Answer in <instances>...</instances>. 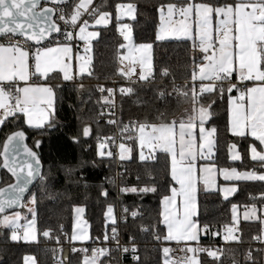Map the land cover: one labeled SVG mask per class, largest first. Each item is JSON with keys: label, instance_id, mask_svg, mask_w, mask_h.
<instances>
[{"label": "snow or ice", "instance_id": "snow-or-ice-1", "mask_svg": "<svg viewBox=\"0 0 264 264\" xmlns=\"http://www.w3.org/2000/svg\"><path fill=\"white\" fill-rule=\"evenodd\" d=\"M45 5L50 6L46 7ZM102 7V4L96 5L94 0H0V136H3L5 141L3 152L0 155L3 156L2 167L15 177L14 184L0 189V227L14 230L11 235L13 241L35 239L36 194H31L29 200V203L33 205L28 208L31 219L22 217L19 211L13 212L12 215L6 214L7 211L25 207L23 200L25 193L29 190V185L34 181L46 184L48 179L43 173L38 151H33V148L28 147L25 143L27 139L25 128L43 131L54 125L53 118L58 102L57 91L60 87L37 83L32 77L35 76L37 80L43 77L47 80L50 72L59 69L63 73L65 81L73 80V76L69 74V64L65 61L72 59L70 53L73 52L77 40L86 43L85 53L91 51V41L99 36V32L87 29L95 25H107L111 15L106 11H101ZM116 7L121 16L124 15L126 8L127 14L135 19V16L132 15L135 11L134 5L119 4ZM249 8L251 11H246ZM158 11L162 24L156 36L157 41H163L170 34L177 33L195 41L198 34L199 42L194 46L199 47L202 61L199 63L197 72L196 60L193 58L192 81L195 82L199 79L201 86L199 89L195 84L191 87L188 85L178 87L174 80L171 91L164 84L158 86L154 90L158 99L167 101L173 95L180 96L190 99L193 109L186 121L173 120L159 125L137 122L140 146L142 148L145 144V128L151 127V134L147 140L152 147H158L162 152L170 154V176L179 185V188L171 187L169 189L171 195L163 196V223L167 228V235L163 239L178 243L198 241L201 231L206 234H219L218 231L213 232L210 224L198 223L196 218L199 215V194L211 192L215 187L217 192L223 193L224 199H228L230 195L238 191L236 186L221 188L217 185V175L222 176L224 181L264 182V0H215L214 3L212 0H200L199 3L193 2V0H183L182 3L160 5ZM174 14L184 18L178 22L176 28L172 27L171 18ZM215 17L223 18L220 19L216 29L219 33L217 37L213 36L212 28ZM189 18L192 20L191 24L188 23ZM90 19L94 21V24L89 23ZM23 21H27V23ZM231 24L238 25V35H231ZM53 34H58L62 39L57 40ZM120 34L125 41H131L132 33L128 24L120 26ZM17 37H26V39L21 43ZM217 39L218 52L210 54ZM233 40L238 41V44L233 45ZM53 43L57 46H51ZM29 44L31 46L26 49L25 45ZM152 47L151 43H142L138 46L131 42L121 43L119 48L126 49L127 55L118 56V59L121 63L124 60L129 62L126 65V71L125 69L120 70L121 74L131 78L135 67L140 65L142 70L138 75V81L153 84L155 76L149 58L143 54L136 55L137 52L147 53ZM234 47L238 48V52L233 51ZM30 59L34 63L32 71H30L32 67L29 63ZM78 59L81 61L79 71L83 74L86 65H89L91 60L86 56H80ZM234 73L237 76H234ZM168 76L167 69L161 70L162 80ZM204 81H209V83L205 84ZM246 81H259L260 86L249 87L245 83ZM132 83H137V81H132ZM79 87L83 88V85L81 84ZM99 90L105 91L103 87H100ZM119 91L122 95L134 94L133 87L120 88ZM233 91L238 95L232 100L231 132L244 143V152L249 153L250 159L259 164V170L238 171L234 167L217 169L214 165L205 166L199 170L194 162L198 156L208 159L214 154L213 147L216 141L213 137L217 132L215 127H205L212 117L211 108L216 101L212 99L205 105L203 94L222 99L226 94L231 96ZM107 92L111 96L115 89H107ZM13 95H15L14 102ZM105 103L112 104L114 101L105 99ZM108 122L115 123L111 119ZM177 124L179 126L178 140L176 139ZM9 126L11 131H7ZM197 128L202 141L199 144L197 143V133L194 131ZM91 135V127L86 126L81 130L80 135L73 136L71 139L74 143L79 144L81 137L87 138ZM186 136L188 139H185ZM248 136L254 138L253 141H249ZM42 143V141L36 140L33 147L39 149ZM106 147V141L99 142L101 157L113 155L111 151H104ZM119 148L120 159H130L131 149L126 148L124 144H120ZM229 151L233 161L243 162L241 153L237 151V144H232ZM21 153L22 158H20ZM140 159H146L143 152L140 153ZM75 170V168L66 167L68 174ZM198 171L203 172L202 177L198 175ZM108 182L115 184V179ZM120 192L147 195L157 193L158 188L152 185L139 188L123 187L120 188ZM102 194L105 197L108 196L106 190H102ZM178 197L182 198V208L176 203ZM260 199L264 202V194ZM236 209L237 205H233V219H235ZM75 211L79 215L84 209L77 207ZM107 211L109 219L115 223L112 216L113 208L109 206ZM124 211L127 212L128 209L125 208ZM257 211L258 209L253 205L244 212V219L255 218L264 224V218L258 217ZM131 215L136 217L138 213L132 212ZM21 219L27 221L26 226L20 224ZM21 227H26L22 237L16 231ZM225 231L228 233L224 236L225 241L238 240V237L232 235L231 227L225 226ZM115 232L116 230L113 228L112 239L116 240V251L127 253L129 248L120 247ZM42 234L44 237L51 236L50 231H44ZM88 239L87 233L83 231L70 238L72 241ZM108 239V235L105 234L104 240ZM156 239H160L159 234ZM254 239L264 243V235H258ZM56 240L59 243V237H56ZM182 250L192 253L207 252L214 261H220L218 254L222 251L218 248L213 251L191 247ZM71 251L83 254L82 264H104L101 258L108 257L111 253V250L107 248L92 249L90 254L86 247L73 248ZM131 251L133 260L138 262L139 257L135 255L136 248L132 247ZM169 251L170 249L167 247L163 249L166 257L165 264H168L167 254ZM257 251L262 250L258 249ZM245 259L256 264L251 250ZM58 264H64V262L61 260ZM186 264H200V261L193 256L186 258Z\"/></svg>", "mask_w": 264, "mask_h": 264}, {"label": "trees", "instance_id": "trees-1", "mask_svg": "<svg viewBox=\"0 0 264 264\" xmlns=\"http://www.w3.org/2000/svg\"><path fill=\"white\" fill-rule=\"evenodd\" d=\"M182 2L183 0H94L96 5H103L101 11L111 14L112 21L108 25L96 27L99 36L92 43L90 72L74 77L71 81H65L57 74L48 76L45 82L60 86L57 91L55 123L43 131L25 128L27 142L31 147L36 140L43 142L39 149L33 148L38 151L44 166L43 173L48 178L46 184L37 181L26 198L27 200L33 193L37 197L35 207L38 240L34 243L13 241L9 238L10 229H3L4 234H0V264H25L26 258L30 256L35 258L37 264H54L57 256L66 249H70V256L68 263L63 260L64 264H82L83 254L71 251L72 246L80 249L79 245L70 242L73 213L77 205L84 206L85 218L90 225L91 241L86 245L97 243L111 250L110 256L101 258L104 264H164L163 249L166 243L163 237L166 229L161 216V201L163 196L170 194L169 189L175 187L170 176V156L157 151L149 153L145 160L140 159L137 122L153 125L173 120L186 121L192 112L193 103L190 99L173 95L163 101L156 97L154 91L161 84L171 91L173 80L178 87H191L195 84L199 89L201 86L200 81H192L193 58L196 60L197 70L202 61L198 46H194L198 45V41L189 38L156 40L160 21L159 6ZM193 2L199 3L200 0ZM120 3L135 6V19L128 20L134 41L137 44L153 45L152 72L155 81L151 85L144 81L130 80L121 74L118 56L124 52V49L119 48L124 39L116 17V6ZM56 39L60 40L62 37L58 36ZM77 46L76 41L75 47ZM163 69L168 70L169 76L162 80L160 72ZM233 75L237 76L236 73ZM81 84L83 88L79 87ZM100 87L105 91L101 92ZM127 87H133L134 94L120 93V88ZM107 89H115L112 104L105 103V99L110 100ZM235 93L233 91L231 96ZM203 95L205 105L212 99L216 101L211 108L212 117L205 124L217 129L214 154L208 161L220 168L259 170V164L250 159L249 153L244 152V143L229 130L228 103L231 96L226 94L220 99ZM110 106L113 107L111 113H105V109ZM110 119L115 123H109ZM86 126L91 127L92 135L81 137L79 144L74 143L71 137L80 135ZM11 130L9 126L7 131ZM248 140L253 141V138L248 136ZM100 141H106V152L112 153L117 151L119 143H126L131 149L130 159L121 160L116 155L101 157L98 153ZM4 142L3 136H0V153ZM232 144H237L243 162L231 160L229 148ZM66 167L76 170L68 174ZM113 178L115 184L109 183ZM12 182V177L2 168L0 155V187ZM149 185L157 187L158 192L147 195L120 192L123 187L139 188ZM235 185L238 191L228 199H224L222 193L216 190L199 194L198 223H208L213 232H219L218 235L207 233L201 238L200 245L209 250L221 249L218 255L222 264H252L245 259L249 250L256 264H264V245L254 239L262 233L260 220H240L238 240H224L225 226L235 224L233 205H237L239 210L253 205L258 208L264 206L260 199L264 194V182L243 181L236 182ZM102 190L108 192L107 197L102 194ZM109 206L114 209L115 223H107L106 211ZM125 208L128 209L127 212L124 211ZM132 212H137L138 215L133 217ZM113 228L116 230V237L129 248L127 253L114 250ZM44 231H50L51 236L44 237ZM105 234L109 237L107 241L104 240ZM157 234L160 236L159 240L156 239ZM56 237H59V243ZM134 246L138 262L130 258ZM258 249L262 251H257ZM220 261H214L207 252L201 255V264H220Z\"/></svg>", "mask_w": 264, "mask_h": 264}, {"label": "crops", "instance_id": "crops-1", "mask_svg": "<svg viewBox=\"0 0 264 264\" xmlns=\"http://www.w3.org/2000/svg\"><path fill=\"white\" fill-rule=\"evenodd\" d=\"M246 11H251V9L249 8V9H246ZM90 23V22H89ZM99 26H102V25H99ZM237 28H238V25H236L235 24V31L237 32ZM88 31H97V32H99L96 28H93V27H89L88 29H87ZM237 34H238V32H237ZM236 34V35H237ZM169 38H166V39H177L176 37H173V36H168ZM98 38V37H97ZM97 38H95V39H93L92 41H91V44H90V46L92 47V43L97 39ZM180 39H182V38H180ZM197 41V40H196ZM199 42V41H198ZM238 42V41H237ZM77 43H78V46L77 47H80L79 49L77 48V47H73V52L72 53H70V56H72V59H69V60H66L65 62L66 63H68L69 64V74L70 75H72L73 76V78L74 77H77V76H79V73H78V67H79V65H78V54L79 53H83L84 52V49H85V47L87 46L86 45V43L84 42V41H79V40H77ZM51 46H53V47H56L57 45L54 43V44H52ZM126 50H124V52H123V54L121 55V56H125L126 54ZM91 60V59H90ZM124 63H125V61H123ZM29 63H30V65L32 66L31 68H30V71H32L33 69H34V63H33V61L30 59V61H29ZM126 63H125V65H123V63H121V61H120V63H119V68H120V70L121 69H125V71L127 70V68H126ZM138 67H139V65L137 66V67H135V71H134V73H133V75L131 76V78H129L130 80H138V75H139V73L141 72L140 71V67H139V69H138ZM53 74H57V75H59V77L61 78V79H63V73L62 72H60L59 71V69H56V70H54L53 72H50L49 73V76L50 75H53ZM237 75V74H236ZM34 78H35V81L37 82V83H40V84H48V85H51V83H49V82H45V78H43V77H40L38 80H37V78L35 77V76H33ZM127 77V76H126ZM238 78V77H237ZM64 80V79H63ZM199 81V80H198ZM248 82H252L251 84H248V86L249 87H254V86H260V82L259 81H246L245 83H248ZM22 83V82H21ZM205 83V82H204ZM238 95V93H235L234 95H232L230 98H229V103H228V109H229V130H230V132H231V115H232V100L233 99H235V97ZM197 123H198V121H197ZM155 125H159V124H155ZM205 127L206 128H209L208 126H206L205 125ZM196 133H197V143L199 144V143H202V141L200 140V138H199V135H198V128L196 129V130H194ZM232 133V132H231ZM151 134V127H146L145 128V137H146V140H145V144H144V146L141 148V146H140V140H139V137H140V132H139V130H138V132H137V139H138V145H139V148H140V150H141V152H143V155L147 158V156H148V154L149 153H155V152H157V151H161V150H159V148L158 147H152V145L148 142V140H147V137L149 136ZM179 126H178V124H177V128H176V139L178 140L179 139ZM233 134V133H232ZM249 137H251V136H249ZM252 138V137H251ZM185 139H188V137L186 136L185 137ZM213 139L215 140V137H213ZM254 139V138H253ZM237 151H239L240 152V150H239V148H238V146H237ZM140 152V153H141ZM118 153H119V149H118ZM213 153H214V147H213ZM241 153V152H240ZM130 154V153H129ZM118 156L120 157V153L118 154ZM169 156H170V154H169ZM213 156V155H212ZM212 156L211 157H209L208 159H204V158H202V157H200V156H198L197 157V159H196V161L194 162L195 164H196V166H197V168L199 169V170H202L203 169V167H205V166H215V168H217V169H220V167L219 166H217L216 164H213V163H211V162H209L208 160L209 159H211L212 158ZM179 158V157H178ZM230 158H231V153H230ZM232 160V159H231ZM170 163H171V157H170ZM186 163V162H185ZM222 168H226V167H222ZM229 169H231V168H229ZM238 171H251V170H239V169H237ZM198 175L199 176H203V172L202 171H198ZM216 180H217V185H219L221 188L222 187H225V186H228V187H231V186H236L235 185V183L236 182H233V181H224L223 180V177L222 176H220V175H217L216 176ZM220 181H222V182H220ZM239 182H243V181H239ZM174 183H175V181H174ZM201 183H202V181H201ZM175 187L176 188H179V185L178 184H176L175 183ZM213 190H215V187H214V189ZM222 193V192H221ZM169 195H171V193L169 194ZM222 195H223V193H222ZM231 196V195H230ZM229 196V197H230ZM162 201H163V199H162ZM161 201V216H162V220H163V213H164V205H163V202ZM176 203H177V205L178 206H180L181 208H182V198H180V197H178L177 198V201H176ZM252 206H250V207H246L245 209H236V215L239 217L238 218V222L236 223V226H235V229L233 230V232H232V235L233 236H236V237H238L239 238V235H237L236 234V231L238 230L237 228H238V224H239V222H240V220H245L244 219V212L246 211V210H248V209H250ZM257 209H258V211H257V216L258 217H262V218H264V206L262 207V208H258V207H256ZM197 219V218H196ZM255 220H259V219H255V218H250V219H248V220H245V221H255ZM164 224V223H163ZM22 226H25V225H22ZM164 226H165V229H166V235H167V228H166V225L164 224ZM262 227H263V229H262V233H261V235H264V224H262ZM3 229H6V228H3V227H1V230H3ZM20 230H21V228H20ZM26 230V229H25ZM207 234L206 233H204L203 231H201V233H200V236H199V239H198V241H186V242H188L190 245H191V247H195V245H200V242H201V238L202 237H204V236H206ZM225 235H228V233L225 231ZM224 235V236H225ZM225 240V239H224ZM165 241V240H164ZM230 241H235V240H231V239H229L228 241H226V242H230ZM165 243H166V247L167 248H169L170 250H171V247L173 246V244L174 243H176V241H165ZM261 243V242H260ZM261 244H263L264 245V243H261ZM214 251V250H213ZM91 253V252H90ZM89 253V254H90ZM169 253H170V251H169ZM193 256H195V258H197L199 261H200V264H201V256H198V255H196V253H192V256L191 257H193ZM29 259H26V262H25V264H37V262H36V260H35V258L33 257V256H30V257H28ZM175 262V261H174ZM175 264H178V263H175ZM209 264H217V263H209Z\"/></svg>", "mask_w": 264, "mask_h": 264}, {"label": "rangeland", "instance_id": "rangeland-1", "mask_svg": "<svg viewBox=\"0 0 264 264\" xmlns=\"http://www.w3.org/2000/svg\"><path fill=\"white\" fill-rule=\"evenodd\" d=\"M120 4H125V5H128V4H131V3H120ZM119 5V4H118ZM133 5V4H132ZM135 7V6H134ZM116 17L118 18V20H119V23H118V27H119V31H120V26L122 25V24H128L129 25V28L131 29V33H132V38H131V41H125L124 40V44H128V43H132V44H134V45H136V46H138V45H140V44H142V43H136L135 41H134V38H133V31H132V28H131V26H130V24H129V22H128V20H132V16H130V15H128L127 14V9L125 8L124 9V15L123 16H121V13H120V11L118 10V9H116ZM132 15H134V16H136V10L132 13ZM165 15H166V11H165ZM182 19H184L183 17H181V16H179L178 14H174L173 15V17L171 18V20H172V27L173 28H176L177 26H178V22L180 21V20H182ZM220 19H223L222 17H215L214 19H213V23H212V28H213V36L214 37H217L218 35H219V33L216 31V29L218 28V26H219V21H220ZM108 20H109V22H108V24L112 21V16L110 15V17L108 18ZM89 22H90V24H94V21L93 20H89ZM188 23L189 24H191L192 23V20H191V18H189V20H188ZM107 24V25H108ZM161 24H162V22H161V20L159 21V28H158V31H157V34L159 33V30H160V27H161ZM99 25H95L93 28H96V27H98ZM102 26H105V25H102ZM230 27L232 28V33H231V35H233V36H235L236 34H237V32L235 31V24H231L230 25ZM238 35V34H237ZM169 36H173V37H176L177 39H180V38H186V37H183L182 35H180V34H170ZM167 38H169V37H167ZM189 39H192V38H189ZM193 40V39H192ZM195 40H197V41H199V37H198V34L196 35V39ZM215 47L213 48V49H211L210 50V54H212V53H215V52H218V39L217 40H215ZM232 43H233V45H236V44H238V42L236 41V40H233L232 41ZM91 47V46H90ZM91 49H92V47H91ZM198 49H199V47H198ZM124 50H126V49H124ZM199 51H200V49H199ZM233 51L234 52H238V48H233ZM92 51H90V52H88V53H85V51L83 52V53H79L78 54V58L80 57V56H86V57H88V58H90L91 59V56H92ZM126 55H127V50H126V53H125ZM147 55V57L149 58V60H150V63H151V65H152V69H153V67H154V65H153V57H152V49L151 50H149L147 53H140V52H137L136 53V55L137 56H140V55ZM125 61V63L126 64H128L129 62L127 61V60H124ZM80 63H81V61L78 59V65H79V67H80ZM125 63L123 62V65H125ZM204 63H207L206 61H204ZM91 64V63H90ZM90 64L89 65H86V68H85V72L83 73V74H88L89 72H90ZM138 66V65H137ZM136 66V67H137ZM79 67H78V73H79V76H81V75H83V74H81L80 73V71H79ZM139 67L141 68V66L139 65ZM139 67H138V69H139ZM142 70V68L140 69V71ZM197 72H198V70H197ZM197 80H199V79H197ZM205 82V84H207V83H209V81H204ZM104 99H105V97H104ZM55 117V116H54ZM54 119V118H53ZM120 144H124L125 145V147L126 148H129L130 149V147L126 144V143H119V145ZM118 149H119V153H120V148L118 147ZM104 151L106 152V148L104 149ZM100 152V149H99V147H98V153ZM129 155H131V152H130V154ZM106 156V155H105ZM119 157V156H118ZM120 158V157H119ZM29 200H30V197L24 202V205H25V207H22V209H20V210H15V211H19L20 213H21V216L22 217H27L28 219H31V214L28 212V208L29 207H33V205L32 204H30L29 203ZM77 207H81V208H83L84 209V211L82 212V213H80L79 215L76 213V211H75V209L77 208ZM113 208V207H112ZM108 210V209H107ZM15 211H11V212H9V213H6V214H8V215H12L13 214V212H15ZM112 216L114 217V220H116V217H115V213H114V209H113V213H112ZM238 216L236 215V213H235V219H234V221H235V224H233V226H231V228L234 230L235 229V226H236V223L238 222ZM106 219H107V223H113V220L112 219H109V216H108V211H106ZM26 223H27V221L25 220V219H21L20 220V224L21 225H25L26 226ZM7 229H10V231H9V238L11 239V235H12V232L14 231L13 229H11V228H7ZM17 231V234L19 235V236H23V233H24V231L25 230H16ZM81 231H83V232H86L87 233V235H88V237H89V239L88 240H86V241H72V240H70V242L71 243H73V244H77V245H79L78 247H80V248H85V246H86V244L87 243H89L90 241H91V236H90V225H89V223H88V221L86 220V218H85V208H84V206H82V205H77V206H75V208H74V213H73V227H72V233H71V236H70V238L74 235V234H79ZM236 234L237 235H240V232L238 233V230L236 231ZM225 235V234H224ZM12 240V239H11ZM37 240H38V231H37V227H36V229H35V239H29L28 241H25L24 239H19V240H16L17 242H25V243H34V242H37ZM164 256H165V254H164ZM165 260H166V257L164 258V264H165ZM167 260H168V264H175L176 262H174V260L172 259V257H171V255H170V253H168L167 254ZM117 264V263H116Z\"/></svg>", "mask_w": 264, "mask_h": 264}, {"label": "built area", "instance_id": "built-area-1", "mask_svg": "<svg viewBox=\"0 0 264 264\" xmlns=\"http://www.w3.org/2000/svg\"><path fill=\"white\" fill-rule=\"evenodd\" d=\"M58 36L59 35H57L56 37H58ZM17 39L21 43H23L26 38L25 37H17ZM29 46H31V45L30 44L25 45V48L27 49ZM32 79L35 80L34 77H32ZM150 79H152L151 76H150ZM109 98H110V100L114 101V99H115L114 94H112L111 96L109 95ZM14 100H15V95H13V102H14ZM112 109H113L112 106L107 107L105 109V113H111ZM126 131H129V129H127ZM118 154L119 153H118V149H117V151L115 153H113L112 156H114V155L118 156ZM25 229H26V227H21V231L25 230ZM237 229H238V233H239L240 230H239V228H237ZM112 231H113V229H112ZM118 241H119V245L121 248L125 247L124 244L119 239H118ZM72 247L76 248L75 246H72ZM85 247L88 248L90 252L92 249L103 248L101 245H98L97 243L93 244L92 246L86 245ZM113 247H114V250L116 251V248H117L116 240L114 241ZM134 247H136V246H134ZM189 247H191V245L186 241L174 243L173 246L171 247V250H170V255H171L172 259L178 264H186V258H190L192 256V252H188V251L182 250V249H186ZM191 248H193V247H191ZM194 248H203V247L201 245L197 244V245H195ZM118 252L120 253L121 251H118ZM204 253L205 252H197L196 255L201 256ZM130 258L133 260V253H131ZM61 260L63 261L62 254L60 253L59 256H57L56 260L54 261V264H58V262Z\"/></svg>", "mask_w": 264, "mask_h": 264}, {"label": "water", "instance_id": "water-1", "mask_svg": "<svg viewBox=\"0 0 264 264\" xmlns=\"http://www.w3.org/2000/svg\"><path fill=\"white\" fill-rule=\"evenodd\" d=\"M45 6L47 7V6H50V5H45ZM22 19H23V18H22ZM54 19H55V17H54ZM23 22H24V23H27V21H23ZM53 35L57 36L58 34H53ZM25 38H26V37H25ZM25 143L28 145V147L33 148V147H31V146L28 144L27 139H26ZM33 151H36V150L33 148ZM2 152H3V150H2ZM39 156H40V155H39ZM20 158H22V153H21V157H20ZM2 162H3V156H2ZM40 162H41V164H42V166H43V162H42L41 157H40ZM2 168H3V167H2ZM43 168H44V166H43ZM3 169H4V168H3ZM4 170L7 172L6 169H4ZM7 173H8V172H7ZM8 174H9V175L12 177V179H13V182H12L11 184H14V183H15V177H13L10 173H8ZM36 183H37V181H34L33 184L29 185V190L25 193L23 203L25 202V200H26V198H27V196H28L30 190L33 188V186H34ZM11 184H9V185H11ZM9 185H6V186H3V187H0V189L7 188ZM20 209H22V208L9 209V210L7 211V213H9V212H11V211H15V210H20ZM4 232H5L4 230H1V229H0V234H1V235L4 234ZM69 256H70V249H66V250L63 252V254H62V259L64 260L65 263H68Z\"/></svg>", "mask_w": 264, "mask_h": 264}]
</instances>
